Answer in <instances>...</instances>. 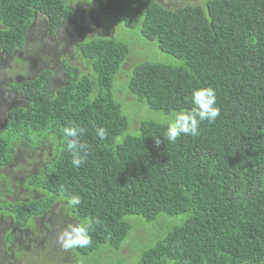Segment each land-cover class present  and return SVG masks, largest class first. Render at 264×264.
I'll return each instance as SVG.
<instances>
[{
	"label": "trees",
	"instance_id": "16d2710c",
	"mask_svg": "<svg viewBox=\"0 0 264 264\" xmlns=\"http://www.w3.org/2000/svg\"><path fill=\"white\" fill-rule=\"evenodd\" d=\"M168 1L0 0V53L10 59L29 50L40 17L52 38L65 24L78 32L75 52L60 60V81L46 67L8 81L21 105L4 118L0 171L13 164L20 143L53 150L30 175L34 183L19 184L31 195L18 191L5 201L7 212L25 227L49 211L61 230L72 217L91 221V243L58 244L48 260V251L35 250L38 258L25 256L26 264L112 257L116 264H264V0ZM76 4L99 19L91 31ZM110 19L138 29L140 42L117 41ZM137 46L158 58L148 60ZM206 86L215 89L220 116L202 122L196 137L156 146L153 136L163 140L176 112L194 107L192 91ZM150 113L167 120L143 118ZM73 124L85 129L81 140L89 145L80 167L71 164L61 131ZM99 127L107 129L103 140ZM74 195L79 205H70ZM126 216L135 223L123 224ZM135 229L143 231L133 238L136 251L123 256ZM155 232L166 235L149 242Z\"/></svg>",
	"mask_w": 264,
	"mask_h": 264
},
{
	"label": "rangeland",
	"instance_id": "374dc122",
	"mask_svg": "<svg viewBox=\"0 0 264 264\" xmlns=\"http://www.w3.org/2000/svg\"><path fill=\"white\" fill-rule=\"evenodd\" d=\"M168 0H163V3H168ZM83 7H86L84 4L82 6L79 5H73L74 10L77 12H81V15L83 17V23L87 24L86 31H91L92 29L90 28H95L97 26V21L99 20L96 16H94L92 13H89L88 9H85L83 11ZM111 20V19H110ZM114 25L117 26V31L118 35L116 36L117 41H122V42H130L131 39L136 38L137 41L140 42V36L138 35V29H126L123 25H120L114 20H111ZM91 26V27H90ZM45 29V20L40 17L38 20L35 22L34 28L31 31L30 35V43H29V50L24 54V53H17L13 59H10L9 57H6L5 55H2L0 53V95L2 98H0V124L4 120L6 114L9 112V109H5L8 104L4 103H9V106H18L21 105L19 102V99L13 93L10 91L11 89H7V83L11 79H21L22 76H27V75H33L36 73L37 70L41 67H46L48 69H55L57 72L58 80L60 81L63 78V67L61 66L60 60L67 58H71V55L75 52V45H76V38L78 37L76 33V28L70 24H65L60 30V33L57 37L52 38L48 36L46 33ZM78 39V38H77ZM132 43V41H131ZM143 43V42H142ZM34 47V51H31ZM31 49V50H30ZM136 52H145L146 51V57L148 60L155 61L156 58L159 56V52L154 53L146 48L137 46L136 47ZM134 50V51H135ZM133 51V53H134ZM36 57L37 63H34L33 61L30 60V57ZM164 59L165 57L162 56ZM33 59V58H32ZM35 60V61H36ZM78 59L75 61H72V63L77 64ZM2 80H5L3 82ZM118 99L120 101H123L122 103L125 106V111L126 113L131 116L133 114L131 111H129L128 107H126L127 102H129V99L126 98L123 100L124 94L119 92L117 94ZM6 100V102H5ZM137 114V110L134 111V115ZM140 116L138 117L137 120H139ZM143 118H150V119H155V121H164L167 118H161L159 119L157 114L150 113L147 115H143ZM165 120V121H166ZM136 126V121L133 122L132 128H135ZM53 153V150H51L49 147L46 148H41V149H36V150H29L24 147L23 144H18L15 149V153H13V156H15V160L12 165L7 167L6 171L0 173L3 176L6 177V179L11 180L9 182V185L16 186L18 187V191H20L19 184L21 181L25 180L28 178V181H26V185L29 186V183H34V181L30 178V175L34 173V171L41 165V159L44 160L48 157H51L50 155ZM39 160V163H38ZM26 175V178L24 176ZM0 184H4V180H0ZM32 188V186L30 185ZM13 190H16L13 188ZM16 190V192H18ZM0 191L5 190L3 188H0ZM34 193V190H33ZM19 194H24V195H31L30 191L27 189L25 191H20ZM3 205L5 206L6 203L4 202ZM132 218H129V221ZM164 224L166 225L168 221L163 220ZM178 221L175 220L174 223ZM182 221L178 222L181 223ZM153 225V224H151ZM62 229L63 227L60 226ZM57 237L59 233L61 232V229L57 227ZM143 231L139 229H135V233L131 238H129V242L127 244V247L122 251V255H126L128 251V245L132 244L133 238L141 236ZM166 235V232H164L162 235H159L158 233H154L150 237V241H156L157 238H163ZM134 246V243L132 244ZM132 246V247H133ZM108 250V249H107ZM136 250V249H134ZM107 254V253H106ZM106 258H109L108 255ZM83 264H116L117 259L112 257L109 258L108 260H96L95 262H82Z\"/></svg>",
	"mask_w": 264,
	"mask_h": 264
},
{
	"label": "clouds",
	"instance_id": "9594fccd",
	"mask_svg": "<svg viewBox=\"0 0 264 264\" xmlns=\"http://www.w3.org/2000/svg\"><path fill=\"white\" fill-rule=\"evenodd\" d=\"M0 98H2L1 95ZM191 103L194 107L176 112L174 117L169 121L167 129L162 136L163 140H161V136H153L156 146H159L165 141L174 144L181 135L196 137L199 135V127L202 122H213L221 114V110L217 105L215 89L211 86L200 87L193 90L191 93ZM5 104H8L5 108L8 109L9 103H4V105ZM5 123H7L6 120H3L0 125H4ZM61 131L62 134L68 138L67 149L72 153L71 164L75 167H80L85 162V158L87 157L89 151V145L81 140V136L85 133V129L73 124L71 126L64 127ZM96 134L101 140H103L107 137V129L99 127L96 129ZM4 171H6V169H3L0 173ZM69 203L72 206L79 205L81 203L80 196H72L69 199ZM128 217L130 216H126L124 218L123 224L129 221L127 220L125 222ZM96 223H99V221L97 220ZM133 223H135V221H133ZM91 228V221H82L77 223L74 217H72L70 224L64 230H61L58 237L57 235H55V237L58 244H60L65 250H69L77 246L84 247L91 243V236L89 234Z\"/></svg>",
	"mask_w": 264,
	"mask_h": 264
},
{
	"label": "flooded vegetation",
	"instance_id": "af4514ba",
	"mask_svg": "<svg viewBox=\"0 0 264 264\" xmlns=\"http://www.w3.org/2000/svg\"><path fill=\"white\" fill-rule=\"evenodd\" d=\"M36 72L38 74L40 70ZM0 188L5 190V192L0 191V264H26L24 257L31 255L38 258L35 250L39 249L43 255L45 251L49 252L47 260L51 258L58 247L55 237V226L56 224L58 226V221L54 212H46L44 216L33 219L31 227H25L7 212V204L3 205L7 200L17 199V192L13 190L14 186H8L5 181L4 184H0ZM46 224L50 229L45 227ZM30 247H32V252L26 253L30 252ZM130 251H136L132 244L128 245L127 253Z\"/></svg>",
	"mask_w": 264,
	"mask_h": 264
},
{
	"label": "water",
	"instance_id": "95a60500",
	"mask_svg": "<svg viewBox=\"0 0 264 264\" xmlns=\"http://www.w3.org/2000/svg\"><path fill=\"white\" fill-rule=\"evenodd\" d=\"M6 125H7V123H5L4 125H0V130L5 129Z\"/></svg>",
	"mask_w": 264,
	"mask_h": 264
}]
</instances>
